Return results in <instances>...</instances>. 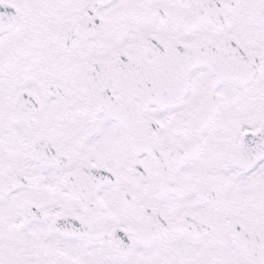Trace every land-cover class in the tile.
I'll return each mask as SVG.
<instances>
[{"label": "snow or ice", "instance_id": "snow-or-ice-1", "mask_svg": "<svg viewBox=\"0 0 264 264\" xmlns=\"http://www.w3.org/2000/svg\"><path fill=\"white\" fill-rule=\"evenodd\" d=\"M0 264H264V0H0Z\"/></svg>", "mask_w": 264, "mask_h": 264}]
</instances>
